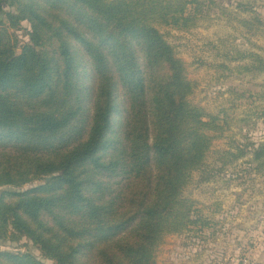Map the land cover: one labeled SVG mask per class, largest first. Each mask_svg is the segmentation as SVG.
Here are the masks:
<instances>
[{
  "label": "trees",
  "instance_id": "1",
  "mask_svg": "<svg viewBox=\"0 0 264 264\" xmlns=\"http://www.w3.org/2000/svg\"><path fill=\"white\" fill-rule=\"evenodd\" d=\"M9 6L15 10L9 27L0 19V188L14 192L0 195V240L26 237L55 264H78L82 249L104 258L113 243L114 256L101 264H155L154 250L166 236L200 229L197 204L182 193L205 170L208 133L223 130L219 119L188 104L193 87L157 29L194 28L204 3L11 0ZM22 22L28 43L14 56ZM77 46L92 64L89 86L78 76ZM161 63L166 80L153 72ZM263 156L260 144L254 159ZM138 184L144 187L137 193ZM1 259L42 264L9 253Z\"/></svg>",
  "mask_w": 264,
  "mask_h": 264
},
{
  "label": "rangeland",
  "instance_id": "2",
  "mask_svg": "<svg viewBox=\"0 0 264 264\" xmlns=\"http://www.w3.org/2000/svg\"><path fill=\"white\" fill-rule=\"evenodd\" d=\"M10 2L1 0L0 19L6 27L10 24L7 15L15 14ZM202 2L199 15L203 19L194 28L157 29L183 64L186 79L193 87L188 104L219 119L223 130L208 133L213 140L205 170L195 172L182 193L183 199L197 204L200 229L166 236L154 250V263L264 264V156L259 161L254 159V149L264 144V0ZM28 30V24L22 22L14 32L18 42L14 56L20 55L28 43ZM73 58L79 64L81 83L89 86L90 58L79 46ZM153 72L166 80L164 63ZM50 180L44 178L24 191L40 188ZM143 187L138 184L136 192L143 191ZM4 192L14 190L0 188V195ZM0 253L55 264L26 237L1 239ZM114 254V243L105 247L104 258H90L82 249L78 264H101ZM0 264L7 263L1 259Z\"/></svg>",
  "mask_w": 264,
  "mask_h": 264
}]
</instances>
